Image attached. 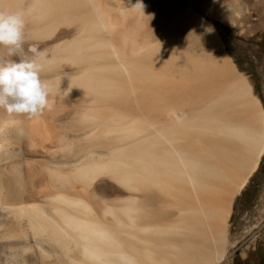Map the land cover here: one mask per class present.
I'll use <instances>...</instances> for the list:
<instances>
[{
    "label": "bare ground",
    "instance_id": "bare-ground-1",
    "mask_svg": "<svg viewBox=\"0 0 264 264\" xmlns=\"http://www.w3.org/2000/svg\"><path fill=\"white\" fill-rule=\"evenodd\" d=\"M184 1L0 0L53 86L39 118L0 110V264L226 263L264 109Z\"/></svg>",
    "mask_w": 264,
    "mask_h": 264
},
{
    "label": "rangeland",
    "instance_id": "rangeland-1",
    "mask_svg": "<svg viewBox=\"0 0 264 264\" xmlns=\"http://www.w3.org/2000/svg\"><path fill=\"white\" fill-rule=\"evenodd\" d=\"M231 1L207 0L204 6L195 3L194 11L212 26L224 53L245 77L264 109V0ZM191 6V0L184 1V7ZM50 115L47 118L52 116L56 122H69L72 116L70 111ZM34 160V166L43 165L39 153ZM115 196L118 195L108 198ZM231 209L230 246L226 263L220 264H264V157L246 187L233 199ZM4 258H0L2 262Z\"/></svg>",
    "mask_w": 264,
    "mask_h": 264
},
{
    "label": "clouds",
    "instance_id": "clouds-1",
    "mask_svg": "<svg viewBox=\"0 0 264 264\" xmlns=\"http://www.w3.org/2000/svg\"><path fill=\"white\" fill-rule=\"evenodd\" d=\"M143 13L144 5L137 2ZM26 20L23 12L0 11V49L9 59L0 58V110L29 120L39 118L49 106L53 94L50 82L41 78L48 63L47 54L37 46L24 58ZM19 56V59L10 57Z\"/></svg>",
    "mask_w": 264,
    "mask_h": 264
}]
</instances>
